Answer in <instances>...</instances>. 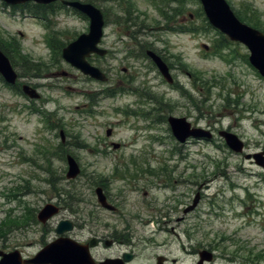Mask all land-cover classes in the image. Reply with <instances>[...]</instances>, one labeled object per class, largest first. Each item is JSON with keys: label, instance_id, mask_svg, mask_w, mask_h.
<instances>
[{"label": "rangeland", "instance_id": "374dc122", "mask_svg": "<svg viewBox=\"0 0 264 264\" xmlns=\"http://www.w3.org/2000/svg\"><path fill=\"white\" fill-rule=\"evenodd\" d=\"M82 1L105 16L100 46L108 53L88 57L105 81L61 56L64 44L87 31L82 14L60 8L43 20L0 3V48L19 75L15 86L0 78V227L16 219L0 234V250L30 257L66 219L74 227L64 235L79 242L116 238L92 248L94 258L131 251L127 264H154L157 255L164 264H194L206 249L213 258L204 264H264V169L245 158L264 151V77L249 63L246 46L223 39L198 0L182 7L178 0ZM227 2L264 24V0ZM147 48L167 62L173 83ZM23 84L39 97L24 95ZM169 115L184 116L211 138L180 143ZM223 129L243 140L242 153L228 148L218 134ZM67 154L80 167L72 179ZM98 179L108 180L116 212L99 207ZM196 194L195 208L183 212ZM47 203L60 211L43 224L36 215Z\"/></svg>", "mask_w": 264, "mask_h": 264}, {"label": "water", "instance_id": "95a60500", "mask_svg": "<svg viewBox=\"0 0 264 264\" xmlns=\"http://www.w3.org/2000/svg\"><path fill=\"white\" fill-rule=\"evenodd\" d=\"M7 4H19L26 1L47 4L54 0H2ZM87 15L89 19V28L86 33H81L75 40L62 48V57L72 66L80 69L84 74L95 79L106 80L105 74L96 66L91 65L87 61V57L91 53L99 55L105 54L106 50L100 49L97 43L100 41L102 34L103 18L100 11L89 3L80 1H63ZM203 10L209 22L223 33L227 34L232 40H239L245 43L250 51L249 60L264 76V34L249 25L241 22L233 14L229 5L225 0H200ZM147 55L156 64L162 76L171 83L173 78L169 72L167 64L162 58L151 50L146 51ZM0 75L9 83L14 84L18 78V74L13 68L9 57L0 49ZM22 91L30 98H38L39 93L29 84L22 85ZM167 122L173 136L180 142L186 141L189 137L211 138V132L201 127H193L185 117H177L170 115ZM111 130L107 129L106 134L110 135ZM219 135L225 140L227 146L235 151H243V141L234 133L227 130H220ZM63 133H60L61 139H64ZM118 147V144H113ZM264 151L255 152L253 154H245L246 158L253 157L256 164L264 168ZM68 169L66 176L75 178L80 167L77 161L70 154L66 155ZM98 202L105 206L104 195L101 188L95 189ZM199 195L193 199L190 206L184 209V212L192 210L198 201ZM107 206V205H106ZM59 212V207L52 204H45L37 213V219L45 223L49 218ZM73 229V222L69 220H60L55 232L59 235L52 241L45 244L33 256L23 257L17 249L9 252L0 250V264H124L132 258V254L125 253L121 259L107 258L104 261L96 263L90 254L89 248L96 245V239L92 238L88 243H80L63 233ZM110 243L109 241L107 244ZM199 259L195 264H203L204 261L212 259V253L208 250H201ZM164 257L157 256L155 264H163Z\"/></svg>", "mask_w": 264, "mask_h": 264}, {"label": "flooded vegetation", "instance_id": "af4514ba", "mask_svg": "<svg viewBox=\"0 0 264 264\" xmlns=\"http://www.w3.org/2000/svg\"><path fill=\"white\" fill-rule=\"evenodd\" d=\"M74 10L75 9H73V11ZM160 176L163 177V179H165V180H170V176L169 175L161 174ZM107 181L108 180H105V179H98L95 182L94 188L95 187H100L101 188L102 193H103L104 198H105V203H106L107 206L105 205V207H104V206H102L99 203H98V205H99V207L101 209H104V210H107V211H111V212H116L118 210V208H119L118 207L119 204H118L117 200L115 199V195L111 191H109L108 185H107ZM175 181L176 180L174 179V182ZM172 197H173V199H175V195H172ZM171 210H177V207L176 206H171L170 212H172ZM94 237L96 238V246H95V248H100L101 246L102 247L111 246L116 241V238L113 237L112 235H109V234L108 235L107 234H104V235L102 234V235H98V236L96 235ZM108 241L110 243L107 244ZM127 252H129V251H127ZM127 252L126 251H122L121 254L114 255V256H111V255L98 256L95 259L98 262L104 261L107 258L121 259V258H123V255L125 253H127ZM130 253H132V252L130 251ZM165 261H166V259H165ZM124 264H127V263H124Z\"/></svg>", "mask_w": 264, "mask_h": 264}, {"label": "trees", "instance_id": "16d2710c", "mask_svg": "<svg viewBox=\"0 0 264 264\" xmlns=\"http://www.w3.org/2000/svg\"><path fill=\"white\" fill-rule=\"evenodd\" d=\"M178 1L181 2L180 7H182L183 4H184V1H185V0H178ZM19 7L26 9L29 13H33V14L37 15L38 17H43L44 19H46V18L49 17L48 14H49L50 12H51V13L54 12L53 9H52V4H50V5H42V4H35V3H32V2H29V3L23 4V6L20 5ZM179 10H180V8H176V9L173 11V17H175V16L178 14ZM162 13H163V16H165L167 20H169V19L171 18V16H169L168 14L165 15L164 12H162ZM237 16H239V18H240L241 20H243V21H245V22L251 24L252 26H254V27H256V28H258V29L264 31V24H263V25H262V24L260 25V24L258 23V19H257V18H254V17H252V18H244V17L242 16V14H240L239 12H237ZM143 26H144V25H140V24H139L138 27H139V29H140V27H143ZM174 27H175V26H174ZM135 32H137V31H135ZM223 39H224V37H223ZM1 49L5 52V50H4L3 48H1ZM5 53H6V52H5ZM6 55H7V54H6ZM24 59H25V58H24ZM37 65H39V64H35L34 67H36ZM95 182H96V181H95ZM14 221H16V219L8 218L7 220H4L3 222H1V223H3V226L0 227V234L3 233V232L5 231V228H6L7 225H8L7 222H8V223H13Z\"/></svg>", "mask_w": 264, "mask_h": 264}, {"label": "bare ground", "instance_id": "6f19581e", "mask_svg": "<svg viewBox=\"0 0 264 264\" xmlns=\"http://www.w3.org/2000/svg\"><path fill=\"white\" fill-rule=\"evenodd\" d=\"M125 10H127L128 11V9H125ZM129 12V11H128ZM95 53H92L91 55H94ZM97 56H99V54H96ZM87 61L91 64V65H93V66H95L94 64H92L89 60H88V58H87ZM80 70V69H79ZM81 71V70H80ZM82 72V71H81ZM83 73V72H82ZM105 81V80H104Z\"/></svg>", "mask_w": 264, "mask_h": 264}]
</instances>
